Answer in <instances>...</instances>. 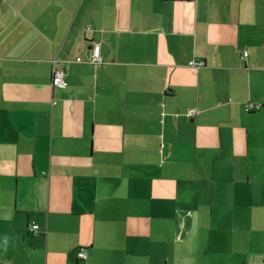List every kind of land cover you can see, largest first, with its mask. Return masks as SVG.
Returning <instances> with one entry per match:
<instances>
[{
    "label": "crops",
    "instance_id": "crops-1",
    "mask_svg": "<svg viewBox=\"0 0 264 264\" xmlns=\"http://www.w3.org/2000/svg\"><path fill=\"white\" fill-rule=\"evenodd\" d=\"M0 264H264V0H0Z\"/></svg>",
    "mask_w": 264,
    "mask_h": 264
},
{
    "label": "built area",
    "instance_id": "built-area-1",
    "mask_svg": "<svg viewBox=\"0 0 264 264\" xmlns=\"http://www.w3.org/2000/svg\"><path fill=\"white\" fill-rule=\"evenodd\" d=\"M88 30H91V28L89 27ZM248 56V52L245 51L244 52V58H246ZM78 61H81V59H78ZM91 62L93 64H96V65H102L104 63V58H103V55H102V45L98 42H94L92 44V57H91ZM57 64H58V60H54L53 61V75H52V83H53V87L55 89H59V90H64L68 87L69 83L66 79V74H65V71L63 69H59L57 67ZM203 63L201 62H198V61H193L191 62V66L193 67H199V66H202ZM254 108V109H253ZM259 107H257L258 109ZM253 109V110H252ZM246 110L247 111H254L255 110V107H253L252 105H247L246 104ZM40 226L38 225H33L31 226V232L33 233H36L37 230L39 229ZM79 257L83 260H86L87 256H86V253L85 251H81L79 253Z\"/></svg>",
    "mask_w": 264,
    "mask_h": 264
},
{
    "label": "trees",
    "instance_id": "trees-1",
    "mask_svg": "<svg viewBox=\"0 0 264 264\" xmlns=\"http://www.w3.org/2000/svg\"><path fill=\"white\" fill-rule=\"evenodd\" d=\"M81 251H82V250H81ZM81 251H80V252H81ZM83 251H84V250H83ZM80 252H79V253H80ZM79 258H80V257H79ZM80 259H81V258H80ZM81 260H83V259H81ZM83 261H84V260H83Z\"/></svg>",
    "mask_w": 264,
    "mask_h": 264
}]
</instances>
